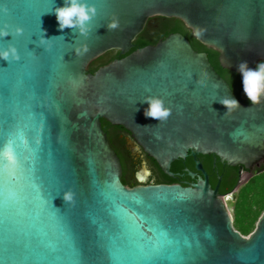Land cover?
<instances>
[{
	"label": "water",
	"instance_id": "1",
	"mask_svg": "<svg viewBox=\"0 0 264 264\" xmlns=\"http://www.w3.org/2000/svg\"><path fill=\"white\" fill-rule=\"evenodd\" d=\"M52 2L59 7L63 0ZM90 2L101 7L90 22L88 36L82 37L72 29L58 31L49 9L37 6L42 0H0V18L23 32L15 40L11 35L0 38V46L11 43L25 56L13 64L12 77L22 106L30 105L28 112H21L24 143L17 138L14 147L17 153L29 156L36 175L45 178L43 197L48 198L49 193L55 197L50 204L56 211L71 208L76 223L91 234L106 227L116 231L109 214L125 220L117 204L133 207L145 230L155 227L152 217L159 218L178 239L192 245L187 264H240L238 254L250 242L254 249L251 264H264V211L248 239L233 229L231 214L232 196L250 178L244 171L264 160V102L250 105L239 101L240 108L223 115L225 108L219 98L234 94L214 71L207 54L194 51L178 33L130 52L148 20L175 19L193 38V29H204L201 39L194 40L218 54L221 69L240 77L236 71L239 62L254 67L264 61V0ZM112 19L119 27L107 30ZM40 29L45 38H63L49 42L44 50L36 43ZM24 43L27 48L21 46ZM81 44L88 51L74 54L73 49ZM110 51H117L120 58L88 71L91 62ZM7 67L8 62L0 60V72ZM205 74L207 86L201 88L199 82ZM145 95L159 96L171 109L165 121L144 117L147 105L139 100ZM101 119L127 131L170 178L174 176L170 172L173 162L212 155L228 167H239L236 184L228 194L220 195V178L212 188L201 164L194 161L195 172L184 170L193 180L190 185L145 184L151 173L143 164L134 174L138 185L128 188L121 183V164L102 131ZM20 185L21 200L11 212L12 237L65 246L66 226L38 214L35 205L41 193L31 188L27 177ZM65 191L73 193L71 203L57 195ZM129 195L140 203L130 205ZM93 238L98 244L107 243L103 236Z\"/></svg>",
	"mask_w": 264,
	"mask_h": 264
},
{
	"label": "snow or ice",
	"instance_id": "2",
	"mask_svg": "<svg viewBox=\"0 0 264 264\" xmlns=\"http://www.w3.org/2000/svg\"><path fill=\"white\" fill-rule=\"evenodd\" d=\"M94 5L98 14L101 5ZM37 6H46L49 11L54 7L52 0H42V5ZM16 28L0 18V29L11 35L13 40L23 34L17 35L14 31ZM27 44L21 46L27 48ZM22 59L25 60V56L22 58L19 54L18 60L8 62L7 69L0 72V264H187L192 258V245L187 240L178 239L159 218L152 217L155 227L145 230L133 207L117 204L125 220L122 222L109 214L116 231L106 227L103 232L91 234L87 227H80L76 223V214L71 208L67 212L56 211L50 204L53 196L49 193L48 198L43 197L45 178L37 176L31 158L17 153L14 147L17 138L24 143L20 136L21 112H28L30 108L27 103L22 106L17 95V82L12 77L13 64ZM39 143L37 140L36 144ZM25 177L31 188L41 193L35 205L38 214L66 226L65 246L45 244L38 238H35V243L32 240L21 242L12 237L11 212L20 203L18 190L21 179ZM127 199L130 205L140 203L133 195ZM93 235L103 236L107 243L98 244ZM253 251L251 242L243 245L238 254L240 264H251Z\"/></svg>",
	"mask_w": 264,
	"mask_h": 264
},
{
	"label": "trees",
	"instance_id": "3",
	"mask_svg": "<svg viewBox=\"0 0 264 264\" xmlns=\"http://www.w3.org/2000/svg\"><path fill=\"white\" fill-rule=\"evenodd\" d=\"M155 24L153 26H145L143 31L135 38L133 41V49L143 48L145 46H154L160 40H163L170 34L178 33L182 35L189 43L192 49L198 53H206L210 65L213 67L214 71L229 85L232 93L235 98L243 104H249L248 100L245 98L241 91V82L240 77L220 68L218 64V54L211 49H208L201 44H199L191 36L189 30H187L181 22L175 19H164V18H155ZM120 58L117 51H110L97 58L91 62L88 66L89 72H94L98 68L105 66ZM102 131L105 133L108 143L111 149L116 153L118 159L120 160L122 176L121 183L128 187L137 186L138 183L134 179L135 168L131 167L127 162L123 161L122 158L116 152L117 150L113 147L110 131L112 126L109 125L106 121L100 120ZM150 167L153 170L154 184H176L180 181H184L182 184L183 187L187 186L189 182H193L185 173L184 169L188 171L193 170V162L188 156L183 161H176L171 164L170 172L174 175L173 178H170L164 175L152 161ZM205 170L209 172V164L205 166ZM182 174L183 176H179ZM237 181L236 171L230 170L229 173L222 176L221 182L219 184L218 193L220 195L228 194L235 186ZM216 177L213 180H210L211 187L214 188L216 185ZM151 183V181H150ZM181 184V183H180ZM234 202L232 204L231 214L233 217L232 227L237 231L241 236H248L255 227V224L264 211V171L253 175L247 182L240 187L238 192L233 196Z\"/></svg>",
	"mask_w": 264,
	"mask_h": 264
},
{
	"label": "clouds",
	"instance_id": "4",
	"mask_svg": "<svg viewBox=\"0 0 264 264\" xmlns=\"http://www.w3.org/2000/svg\"><path fill=\"white\" fill-rule=\"evenodd\" d=\"M50 12L55 17L58 31L63 32L65 28H68L74 30L75 33L82 37L88 36L91 30L90 22L97 15V9L90 0H63L61 6L53 7ZM105 27L107 30H115L119 27V23L116 19H112ZM14 31L19 35L21 34L22 29L17 27ZM204 32V29L196 28L193 29L192 34L196 40H200ZM8 35L7 32L0 29V38ZM57 38L63 37L55 36L45 38L44 30L40 29V35L38 36L36 43L38 46H42L44 50H47L49 42ZM73 51L76 55H83L88 51V48L86 45L81 44L79 47L73 49ZM18 59L19 54L13 44L7 43L0 46V60L10 62ZM236 71L240 75L241 91L249 104L258 105L264 102V61H258L254 67H249L247 61H241L236 65ZM206 80L207 76L205 74L204 79L199 82V87H206ZM216 100L217 99H214L213 101ZM139 102L147 105V107L143 109V115L145 118H152L160 123L165 121L171 114V109L165 105L164 100L159 96L145 95L139 100ZM218 103L225 108L223 115H229L236 109L240 108L239 101L234 96L225 95L219 98ZM158 138L159 137H157V139ZM58 195L61 197L62 201L69 203L73 201V193L71 191H65ZM54 199L55 197L52 199V204ZM53 207L55 206L53 205Z\"/></svg>",
	"mask_w": 264,
	"mask_h": 264
},
{
	"label": "flooded vegetation",
	"instance_id": "5",
	"mask_svg": "<svg viewBox=\"0 0 264 264\" xmlns=\"http://www.w3.org/2000/svg\"><path fill=\"white\" fill-rule=\"evenodd\" d=\"M155 22H156L155 18H153V19L148 20L146 25L147 26H153L155 24ZM151 23H152V25H151ZM110 135H111L113 147L117 150L116 152L118 153V155L122 158L123 161L127 162L131 167L135 168L134 174L140 170V168L142 167L143 164H145V166L149 169V171L151 173L150 179L147 180L145 182V184L156 185L153 182V180H154L152 178L153 170L150 167V163L153 160L150 159L142 151V149L137 145L136 142H134V140L131 138L130 134L121 127L112 126V129L110 131ZM190 158H191L193 164H194V161H198L201 164L202 168L204 169V171L208 175V181H209L210 185H211L210 180H213V178H215V177H216V179L220 178V182H221L222 176L229 173L230 170L236 171V176L238 179V176H239V174H238L239 173V167L238 166L237 167H228V166L220 163L219 160L212 155L196 156L195 158H192V157H190ZM208 164H209V170H208L209 172H207L205 170V166H208ZM263 171H264V160L259 162L257 165L253 166L251 171H248V172L244 171V174H246V176L247 175L250 176V178H251L253 175L259 174ZM191 172H195L194 167H193V170ZM196 174L198 175V173H196ZM179 176H183V175L180 174ZM150 181H151V183H150ZM220 182H219V184H220ZM180 183H176V184H179L182 186V184L185 182L180 181ZM192 183L193 182H189L187 184L190 185ZM163 185H166V184H163ZM230 198L227 199V202L229 201Z\"/></svg>",
	"mask_w": 264,
	"mask_h": 264
},
{
	"label": "rangeland",
	"instance_id": "6",
	"mask_svg": "<svg viewBox=\"0 0 264 264\" xmlns=\"http://www.w3.org/2000/svg\"><path fill=\"white\" fill-rule=\"evenodd\" d=\"M151 25H152V23H151ZM255 228V227H254ZM247 237V236H246Z\"/></svg>",
	"mask_w": 264,
	"mask_h": 264
}]
</instances>
